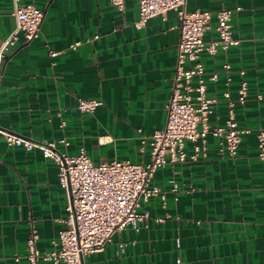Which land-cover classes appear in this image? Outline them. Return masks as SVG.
Wrapping results in <instances>:
<instances>
[{"label":"crops","instance_id":"crops-1","mask_svg":"<svg viewBox=\"0 0 264 264\" xmlns=\"http://www.w3.org/2000/svg\"><path fill=\"white\" fill-rule=\"evenodd\" d=\"M23 1L43 8L45 15L39 36L26 40L20 33L5 52L0 126L34 139L66 136L69 144H60L61 150L72 155L85 147L96 162L115 157L146 162L150 147L141 150L138 128L152 133L166 123L180 39L177 11L152 16L137 28L138 0H125L123 13L109 0ZM209 7L231 8L241 38L227 51H201L207 70L219 71L217 80L207 81L208 93L220 99L210 121L228 118L226 76L233 77L229 87L236 97L244 68L249 95L236 118L250 130L236 156L222 152L209 136L206 155L159 167L152 184L167 188L174 178L178 191L168 190L165 203L160 195L151 196L143 204L151 213L148 224L115 232L103 251L84 257L86 264H264V159L256 136L264 128V0H187L188 10ZM216 24L213 16L206 40L218 36ZM14 28L12 0H0V44ZM78 39L77 49L50 55ZM225 58L232 64L229 71L221 68ZM79 97L103 103L94 112L81 111ZM186 150L193 152L190 141ZM67 203L59 164L40 148L9 143L0 132V264H29L14 256L25 252L32 224L38 246L51 248L66 226ZM122 241L128 242L124 251Z\"/></svg>","mask_w":264,"mask_h":264},{"label":"built area","instance_id":"built-area-1","mask_svg":"<svg viewBox=\"0 0 264 264\" xmlns=\"http://www.w3.org/2000/svg\"><path fill=\"white\" fill-rule=\"evenodd\" d=\"M109 2L124 12L125 0ZM138 4L140 16L134 22L137 28L144 26L150 17L166 16L172 9L177 11L180 20L174 84L167 104L166 123L152 133L138 128L141 150L147 145L150 147V157L146 162L118 157L96 162L85 147L72 155L61 150L60 144H69L66 136L53 140L34 139L0 126V132L9 143L24 146L27 150L40 148L45 156L52 157L59 164V181L68 197L67 215L64 218L66 226L53 240V246L49 249L38 246V229L32 224L25 252L14 256L18 262L25 258L29 264H39L40 260L54 264H86L84 257L103 251L115 232L127 227L138 230L142 223L148 224L151 213L143 204L151 196L160 195L165 203L168 190L178 191V182L174 178L167 188L152 184L154 173L159 167L206 155L209 136L217 139L222 152L236 156L243 134L250 130L241 126L236 118L237 108L245 105L249 95L250 82L246 78V70L240 69L241 78L236 97L232 96L229 87L233 77L226 76L228 88L223 98L229 116L224 123L213 124L210 113L220 99L208 93L207 81L217 80L219 71H208L200 58L203 50L215 54L219 50L227 51L232 45L241 42V38L235 35L233 10L227 7L188 10L187 0H138ZM236 9H241V6ZM12 14L15 28L0 44V75L8 47L17 43L20 33L26 40L39 36L45 11L31 2L12 0ZM213 16L217 18L218 36L206 40L205 32ZM81 43L80 39L74 40L68 47L52 49L49 53L54 57L69 48L77 49ZM231 67V62L225 58L221 68L229 71ZM258 97L262 95L258 94ZM102 103L101 98L79 97L77 107L81 111L94 112ZM57 116L60 126L64 127L66 118L62 110H57ZM256 136L259 156L264 159V128H259ZM187 141L192 143L191 154L186 150ZM165 218L156 217L158 221ZM127 244L126 241L120 242L122 251ZM177 262L182 263L181 256H178Z\"/></svg>","mask_w":264,"mask_h":264}]
</instances>
